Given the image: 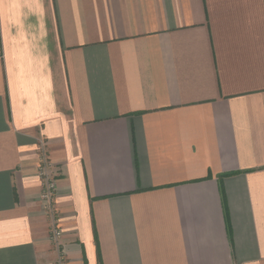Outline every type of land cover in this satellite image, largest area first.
Masks as SVG:
<instances>
[{
  "label": "crops",
  "instance_id": "1",
  "mask_svg": "<svg viewBox=\"0 0 264 264\" xmlns=\"http://www.w3.org/2000/svg\"><path fill=\"white\" fill-rule=\"evenodd\" d=\"M59 260L264 264V0H0V264Z\"/></svg>",
  "mask_w": 264,
  "mask_h": 264
},
{
  "label": "built area",
  "instance_id": "2",
  "mask_svg": "<svg viewBox=\"0 0 264 264\" xmlns=\"http://www.w3.org/2000/svg\"><path fill=\"white\" fill-rule=\"evenodd\" d=\"M40 146H41L40 163L38 165V175L40 177L41 186H42L40 200L43 203L44 208L47 211L51 212L53 195L55 190V181L50 172L51 164L48 162L45 145L43 141H41ZM51 233H52V237L55 240H58L62 234L54 218H52ZM59 262L60 264L62 263L61 260H59Z\"/></svg>",
  "mask_w": 264,
  "mask_h": 264
}]
</instances>
